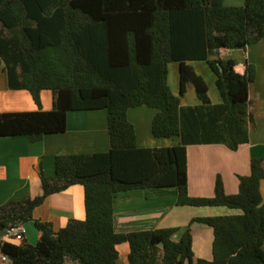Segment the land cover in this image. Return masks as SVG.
<instances>
[{
	"label": "trees",
	"instance_id": "obj_1",
	"mask_svg": "<svg viewBox=\"0 0 264 264\" xmlns=\"http://www.w3.org/2000/svg\"><path fill=\"white\" fill-rule=\"evenodd\" d=\"M264 40V0L241 7L224 0H0V70L11 90L27 91L35 111L0 113V138L26 136L30 143L67 130L69 112L107 110L108 152L56 158L54 177L41 175L43 194L0 207V235L34 223L33 245L0 243L9 264H118V247L128 244V264H264V157L251 162L237 195L219 178L212 198L188 190L189 145H224L238 151L250 143L253 114L249 89L253 65L239 67L222 50L247 49ZM216 57V59H211ZM206 62L216 77L222 103L191 62ZM180 64V96L192 85L200 101L185 107L169 86V64ZM54 94L55 107H42L41 93ZM156 111V138L178 137L169 148H138L130 109ZM80 185L85 220L55 232L34 218L54 194ZM178 191V206L226 207L241 215L196 218L213 230L211 261L195 259L191 226L117 234L114 199L143 189Z\"/></svg>",
	"mask_w": 264,
	"mask_h": 264
},
{
	"label": "crops",
	"instance_id": "obj_2",
	"mask_svg": "<svg viewBox=\"0 0 264 264\" xmlns=\"http://www.w3.org/2000/svg\"><path fill=\"white\" fill-rule=\"evenodd\" d=\"M226 6L241 7L245 0H224ZM220 57L234 60L239 67L253 65L256 69L255 82L249 89L250 112L253 114L250 143L238 151H231L224 145H189L188 190L193 198H212L215 185L222 179L228 195H237L240 190V178L251 175V162L264 157V40L247 49L222 50ZM216 59V57H211ZM197 63L191 62L194 67ZM175 64V65H172ZM209 73L199 74L208 84L209 96L213 104H221L222 98L216 86V77L206 64ZM169 77L179 69L180 64H169ZM2 74L6 75L4 72ZM7 78V75H6ZM169 86L173 93L175 90ZM191 96L187 102L181 99L182 106L200 105L195 89L190 85ZM42 107L51 111L55 107L54 94L51 91L41 93ZM30 93L11 90L8 79L0 88V113L27 112L37 110ZM156 111L140 107L128 111V120L137 134L138 148H169L181 144L178 137L170 139L156 138L152 133V124ZM111 148L107 110L69 112L67 130L62 134L48 135L42 141L30 143L26 136L0 138V207L25 197L36 198L43 194L41 175L54 177L56 158L65 155H85L108 152ZM264 201V182L261 184ZM178 191L171 189H143L121 192L114 199V229L117 234L155 231L160 229H180L174 240L179 241L186 228L191 226L193 252L195 259H213V230L201 223H193L196 218L241 215V210L226 207L196 208L178 206ZM34 218L49 223L55 232L67 227L72 220L86 218L85 191L80 185L67 191L50 196L37 208ZM32 226V227H30ZM35 228L36 231H33ZM25 237L31 244L39 241V232L34 223L24 227ZM16 243V242H13ZM35 243V244H34ZM21 244V243H16ZM264 249V245H263ZM118 264H128L130 247L122 244L118 247Z\"/></svg>",
	"mask_w": 264,
	"mask_h": 264
},
{
	"label": "rangeland",
	"instance_id": "obj_3",
	"mask_svg": "<svg viewBox=\"0 0 264 264\" xmlns=\"http://www.w3.org/2000/svg\"><path fill=\"white\" fill-rule=\"evenodd\" d=\"M172 65H175V64H172ZM194 67L196 68V70L198 71L199 74L209 73V75H211V77L214 78L212 76L211 72L208 70V68H207L205 63H197V64L194 65ZM3 80H4V83H5L7 81V78H6V75L2 74V71L0 70V88L3 85ZM169 82H170V85L173 88V90H175L174 94L176 96L180 97L181 99H184V96H186L187 98L184 99L183 101L187 102L189 100V97L191 96V94L189 92V89L190 88L192 89V87L190 85H188L185 95L183 97L180 96L179 69H177V72H175V71L173 72L172 71L170 73ZM28 224H30V223H28ZM28 224H26V225H28ZM30 227H32V226H30ZM33 229H34L33 231H36L35 228H33ZM9 242L22 243V241H20V240H10ZM1 264H9V263L8 262H3Z\"/></svg>",
	"mask_w": 264,
	"mask_h": 264
},
{
	"label": "built area",
	"instance_id": "obj_4",
	"mask_svg": "<svg viewBox=\"0 0 264 264\" xmlns=\"http://www.w3.org/2000/svg\"><path fill=\"white\" fill-rule=\"evenodd\" d=\"M23 235H25L24 226L8 229L0 235V243L9 242L10 240L22 241ZM2 259L4 262L7 261L6 257H3Z\"/></svg>",
	"mask_w": 264,
	"mask_h": 264
}]
</instances>
